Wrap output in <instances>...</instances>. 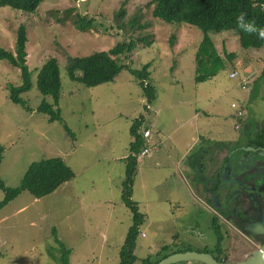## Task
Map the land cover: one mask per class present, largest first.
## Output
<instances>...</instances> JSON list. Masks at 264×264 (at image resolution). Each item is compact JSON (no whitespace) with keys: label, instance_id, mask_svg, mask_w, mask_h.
<instances>
[{"label":"rangeland","instance_id":"1","mask_svg":"<svg viewBox=\"0 0 264 264\" xmlns=\"http://www.w3.org/2000/svg\"><path fill=\"white\" fill-rule=\"evenodd\" d=\"M148 1L43 0L34 13L0 8V47L13 52L17 28L25 27V65L32 85L20 96L29 111L12 104L8 89L20 85L19 72L0 61V180L14 188L29 164L55 157L74 173L71 181L52 194L34 199L22 192L0 210V264H58L61 254L55 238L70 251L67 264L117 263L131 220L121 202L124 161L112 159L127 155L128 129L143 113L141 88L127 70L113 83L86 88L69 80L64 66L67 57L105 52L122 40L140 37L150 44L136 45L127 63L136 70L150 64L149 79L156 95L145 119L157 144L137 166L132 186L131 199L145 216L134 255L138 261L155 260L166 246L169 250H206L211 256L220 252L227 259L225 241L219 251L214 250L220 231L210 223L197 190L180 175L175 162L187 143L192 155L201 143L196 144L197 139L208 146L235 138L241 126L231 104L245 105L243 124L264 117V78L247 92L237 86L238 79L229 78L231 71L246 72L247 66L259 71L254 74L257 78L264 46L242 49L231 29L209 33L216 52L220 56L232 53L235 60L225 63L214 78L196 84L194 55L201 31L154 19L151 7H145ZM120 7L124 13L116 20ZM75 14L102 25L80 32L74 26ZM134 17L141 28L130 30L128 24ZM49 58L56 59L58 66L60 91L54 108L59 109L61 122L50 123L36 111L42 101L53 104L51 97L35 89L37 73ZM245 96L251 99L247 103ZM228 259L237 260L239 255Z\"/></svg>","mask_w":264,"mask_h":264},{"label":"trees","instance_id":"2","mask_svg":"<svg viewBox=\"0 0 264 264\" xmlns=\"http://www.w3.org/2000/svg\"><path fill=\"white\" fill-rule=\"evenodd\" d=\"M42 1L0 0V8H8L22 13H34ZM145 5L146 8L151 7V16L154 19H159L166 24L183 23L201 31L202 38L194 55L193 82L196 84L204 83L214 78L224 69L225 63L230 64L235 60L232 53L223 52V56H220L216 52L208 36L209 33H220L223 30L231 29L235 32L239 46L242 49L258 50L264 46V40L259 39L255 34L241 32L236 26V17L240 13H244L245 20L254 21L257 27H264V0H149ZM123 13L124 10L120 7L115 19L121 18ZM101 25V23L94 21L91 17L75 14L74 26L80 32ZM128 25L130 30L135 26L141 28L136 23V17L132 18ZM25 43L26 30L21 24L16 31L14 51L10 52L0 47V61H5L16 68L20 76V85L10 86L8 89V100L12 104L29 111L25 101L20 97L22 94L27 93L32 86L30 75L25 65ZM149 44L146 37H140L136 40H122V42L117 43L105 52H97L85 57H67L64 66L68 79L86 88L113 83L122 70H127L141 88L143 113L132 121L128 129L130 141L127 145V155L122 159L124 161L125 175L120 190L121 202L130 214L131 224L119 247L116 264H157L159 260L170 254L190 251L183 249L169 250L166 246H163L161 247L162 252L157 255L155 260L145 258L138 261L134 255L136 239L139 236V226L144 223L145 216L139 212L138 206L131 199L132 186L137 174L138 162L150 151L147 145L149 136H144L145 132L151 135L149 123L146 122L145 118L149 104L155 100L156 91L149 79L150 64L147 63L136 70L131 69L127 62L128 55L135 49L136 45L147 47ZM231 73H236V77L231 79H238L237 86L240 90H246L247 92L250 86L256 87L259 81L264 78V66L259 76L251 84H249L250 76H242L236 70L231 71ZM243 79H246V81L242 88L241 81ZM35 89L40 95L49 96L53 101V104L42 101L36 108L37 113L44 115L50 123L61 122L59 109L54 108L57 105L60 91L56 59L49 58L43 63L36 76ZM63 128L66 133L71 135L65 125H63ZM238 128L239 126L236 125L235 129L237 130ZM143 150H147V153L144 156H139ZM1 154L2 147L0 146V161ZM73 178V171L59 157L32 162L28 165L16 187H5L2 180H0V191L3 192V198L0 200V210L22 192H27L34 199H40L52 194ZM217 242L216 250L219 251L221 247L220 235L217 238ZM55 243L58 245L61 254L58 264H67L66 258L70 251L58 242L56 238ZM197 252L204 253L207 251ZM214 259L218 262H225L220 257L215 256Z\"/></svg>","mask_w":264,"mask_h":264},{"label":"flooded vegetation","instance_id":"3","mask_svg":"<svg viewBox=\"0 0 264 264\" xmlns=\"http://www.w3.org/2000/svg\"><path fill=\"white\" fill-rule=\"evenodd\" d=\"M251 121L233 140L198 145L187 160L185 177L225 241L227 259L220 252L212 257L225 262L243 261L264 246V117Z\"/></svg>","mask_w":264,"mask_h":264},{"label":"water","instance_id":"4","mask_svg":"<svg viewBox=\"0 0 264 264\" xmlns=\"http://www.w3.org/2000/svg\"><path fill=\"white\" fill-rule=\"evenodd\" d=\"M188 262H197L200 264H264V246L260 250L254 251L250 257L240 262H218L208 253L186 251L170 254L159 260L157 264Z\"/></svg>","mask_w":264,"mask_h":264},{"label":"crops","instance_id":"5","mask_svg":"<svg viewBox=\"0 0 264 264\" xmlns=\"http://www.w3.org/2000/svg\"><path fill=\"white\" fill-rule=\"evenodd\" d=\"M240 66H242V64H240L238 67H240ZM263 66H264V63H263ZM262 66V67H263ZM247 67H249L248 69H246L245 71L246 72H244V71H240V70H236V71H238L239 73H240V75H242V76H250V81H249V84H251L252 82H253V80L254 79H256V78H254V74L256 73V72H259V71H254L253 69H252V67L251 66H247ZM262 70V68L260 69V71ZM257 77V76H256ZM246 98H244L245 99V102L247 103L248 101H250L251 99H250V97H247V96H245ZM244 102V103H245ZM242 108H243V116H242V118L240 119V120H237L238 121V124H239V126H245L246 125V123H244L243 124V121H242V119H243V117H244V111H245V105L243 104L242 105ZM149 127H151V125L149 124ZM149 131H150V134H151V130L149 129ZM194 141V139L192 138V137H190L189 138V141ZM226 141H228V140H226ZM201 142V143H200ZM225 142V141H224ZM128 143H129V141H128ZM147 145H148V148H149V150H151V151H155V149H154V146L157 144V140H153V139H151V135H149V137L147 138ZM198 143H200L201 144V146H203V147H205V145H204V142L203 141H200L199 139H197V141H196V144H198ZM200 144H198V145H200ZM207 146V145H206ZM126 150H127V147H126ZM150 152V151H149ZM149 152L138 162V165L139 164H143L142 162H143V159L149 154ZM124 154V153H123ZM190 149H189V147H188V143H187V145H185V151L183 152V154H182V157L180 158V159H178V160H176V162H175V166L177 165L178 166V169L181 171L180 172V175L182 176V175H186V171H185V168L188 170V167L187 166H189V164L191 163V160H189V164H187V161L185 162V164H184V167L185 168H183V163H184V161L187 159V158H190ZM126 157V155H120V156H118V157H114L113 159H112V161H115V160H120V159H123V158H125ZM64 161V160H63ZM65 162V161H64ZM190 167V166H189ZM71 169V168H70ZM72 170V169H71ZM189 171V170H188ZM197 263V262H196ZM200 264V263H199Z\"/></svg>","mask_w":264,"mask_h":264},{"label":"clouds","instance_id":"6","mask_svg":"<svg viewBox=\"0 0 264 264\" xmlns=\"http://www.w3.org/2000/svg\"><path fill=\"white\" fill-rule=\"evenodd\" d=\"M236 26L241 32L248 34H255L259 39L264 40V27H257L254 21L245 20L244 13H240L236 17ZM242 114H243V108H242Z\"/></svg>","mask_w":264,"mask_h":264},{"label":"built area","instance_id":"7","mask_svg":"<svg viewBox=\"0 0 264 264\" xmlns=\"http://www.w3.org/2000/svg\"><path fill=\"white\" fill-rule=\"evenodd\" d=\"M235 77H236V73H231L229 75V78H235ZM245 81H246V79H243L241 81L242 88L244 87L243 85H245ZM230 107L234 111L233 116L236 119H240L241 116H242V108H241V106L233 103V104L230 105ZM144 136L148 137L149 136V133L148 132H145L144 133ZM146 153H147V150H143L139 156H144ZM141 236H143V235H141Z\"/></svg>","mask_w":264,"mask_h":264}]
</instances>
